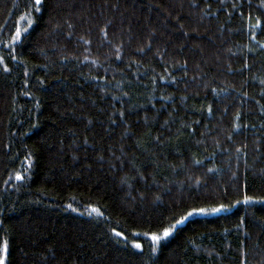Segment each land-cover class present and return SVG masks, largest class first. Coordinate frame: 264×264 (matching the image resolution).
I'll return each mask as SVG.
<instances>
[{
    "label": "trees",
    "instance_id": "1",
    "mask_svg": "<svg viewBox=\"0 0 264 264\" xmlns=\"http://www.w3.org/2000/svg\"><path fill=\"white\" fill-rule=\"evenodd\" d=\"M0 259L264 264V0H0Z\"/></svg>",
    "mask_w": 264,
    "mask_h": 264
},
{
    "label": "snow or ice",
    "instance_id": "2",
    "mask_svg": "<svg viewBox=\"0 0 264 264\" xmlns=\"http://www.w3.org/2000/svg\"><path fill=\"white\" fill-rule=\"evenodd\" d=\"M41 2V0H35V3L36 4H39ZM17 38H19V36H20V32H19V30L17 31ZM18 179H22V177H17ZM251 198L250 197H245V200H244V202L245 203H248L249 202V200H250ZM238 203H239V201H238ZM224 205H221L219 208H213V209H211V211H213V212H219V211H221L222 209H224ZM94 211H96L95 209H94ZM208 210L207 209H204V208H199V209H194L193 210V212H199V213H205V212H207ZM193 212H190V213H188V215L189 216H191L192 214H193ZM187 217H185V219H186ZM181 222H183V221H178V223H181ZM171 229H166V230H164V232H163V238H166V237H168L170 234H171ZM116 235H122L121 233H116ZM162 239V237L161 236H159V235H154L153 237H152V240L153 241H155V242H157V243H159L160 242V240ZM137 248H140L141 247V245H139V244H137V245H135ZM6 244L4 245V251H6ZM0 264H4V261H3V259H0Z\"/></svg>",
    "mask_w": 264,
    "mask_h": 264
}]
</instances>
